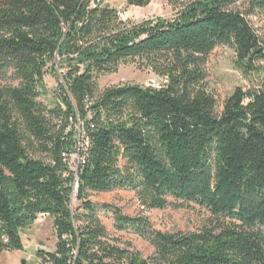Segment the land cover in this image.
Segmentation results:
<instances>
[{"label":"trees","instance_id":"obj_1","mask_svg":"<svg viewBox=\"0 0 264 264\" xmlns=\"http://www.w3.org/2000/svg\"><path fill=\"white\" fill-rule=\"evenodd\" d=\"M170 0L172 20L132 24L91 0H0V264L23 250L22 231L45 213L54 252L41 264H264V84L237 88L223 110L209 93L206 65L219 47L236 55L248 80L261 75L264 40L248 21L253 0ZM151 0H127L146 8ZM135 63L159 88L101 89L100 77ZM56 104L40 101L44 79ZM85 157L76 173L75 212L64 154ZM129 191L145 212L190 209L210 216L201 230L165 233L120 209L98 208L88 193ZM135 233L153 248L144 257L108 231Z\"/></svg>","mask_w":264,"mask_h":264},{"label":"rangeland","instance_id":"obj_2","mask_svg":"<svg viewBox=\"0 0 264 264\" xmlns=\"http://www.w3.org/2000/svg\"><path fill=\"white\" fill-rule=\"evenodd\" d=\"M253 0H242L239 8L242 12L252 10L251 3ZM103 5H108L121 14L124 21L132 24H139L146 20L161 18L172 20L176 13L170 5V0H151L146 8H134L127 5V0H103ZM251 26L257 34L264 40V12L255 11L253 16L248 17ZM236 55L227 47L217 48L209 57L206 65L207 85L209 93L214 96L218 111L223 110L227 98L237 89L249 90L253 87H260L264 84V62H258L256 67L260 70L261 75L253 77L251 80L246 79L236 68ZM101 89L115 87L120 85H138L142 87L160 86V81L147 70H140L135 63L121 65L117 73L105 75L99 78ZM152 83V84H151ZM4 83L0 82V85ZM57 83L55 79L48 74L44 79V93L40 101L48 108H52L57 102L54 97ZM76 134L73 137L77 144L80 139V128H76ZM88 199L98 208L110 207L120 209L121 212L131 218H144L151 226L165 233H191L201 230L209 218V214L195 205L190 209L175 210L168 207L163 211L145 212L140 207L135 194L129 191H116L113 193H88ZM78 206H82L76 199L72 201V212H75ZM102 223L109 232L121 238L123 242L129 243L135 250L140 252L144 257L153 254V248L149 243L138 237L135 233H116L114 230V218L111 213H103L101 216ZM23 250L21 252H5L1 256V264H41L37 253H51L56 248V236L54 223L48 218L43 224L38 225L36 222L22 231Z\"/></svg>","mask_w":264,"mask_h":264},{"label":"built area","instance_id":"obj_3","mask_svg":"<svg viewBox=\"0 0 264 264\" xmlns=\"http://www.w3.org/2000/svg\"><path fill=\"white\" fill-rule=\"evenodd\" d=\"M101 0H92V5H95L97 3H100ZM157 87H159L157 85ZM79 125L81 126L80 122H77L75 124V127L79 130ZM85 135H82V140L80 144L78 145V148H71V151L67 154H64V161L66 162L70 172L73 173L74 177L71 182V200H75L77 198V194H75V187H76V172H78V169H80V162L85 157V151H84V142ZM48 218V215L45 213H41L38 215L36 219V224L41 225L45 222V220Z\"/></svg>","mask_w":264,"mask_h":264},{"label":"bare ground","instance_id":"obj_4","mask_svg":"<svg viewBox=\"0 0 264 264\" xmlns=\"http://www.w3.org/2000/svg\"><path fill=\"white\" fill-rule=\"evenodd\" d=\"M102 2H103V0L100 1V3H102ZM100 3H97V4H100ZM97 4L92 5V0H91V5H92V6H96ZM158 88H159V87H158ZM80 135H81V130H80ZM80 139H81V136H80ZM80 142H81V141H80ZM80 142H79L77 145H79ZM76 148H78V147L76 146ZM78 171H79V169H78ZM76 173H78V172H76ZM77 193H78V182L76 181L75 194H77ZM76 200H77V198H76ZM72 201H73V200H71V203H72ZM71 209H72V208H71ZM48 218H49V217H48ZM48 218H47V219H48ZM47 219H46V220H47ZM46 220H45V221H46ZM23 263H25V262H23ZM23 263H22V264H23Z\"/></svg>","mask_w":264,"mask_h":264},{"label":"crops","instance_id":"obj_5","mask_svg":"<svg viewBox=\"0 0 264 264\" xmlns=\"http://www.w3.org/2000/svg\"><path fill=\"white\" fill-rule=\"evenodd\" d=\"M53 222V221H52ZM23 263V262H22ZM25 264V263H24Z\"/></svg>","mask_w":264,"mask_h":264},{"label":"water","instance_id":"obj_6","mask_svg":"<svg viewBox=\"0 0 264 264\" xmlns=\"http://www.w3.org/2000/svg\"><path fill=\"white\" fill-rule=\"evenodd\" d=\"M152 84V83H151ZM24 264V263H23Z\"/></svg>","mask_w":264,"mask_h":264}]
</instances>
